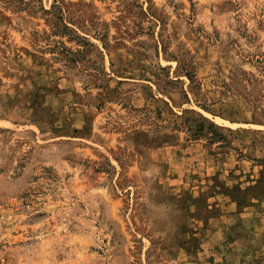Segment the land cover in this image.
Returning <instances> with one entry per match:
<instances>
[{"label": "rangeland", "instance_id": "1", "mask_svg": "<svg viewBox=\"0 0 264 264\" xmlns=\"http://www.w3.org/2000/svg\"><path fill=\"white\" fill-rule=\"evenodd\" d=\"M0 264H264V0H0Z\"/></svg>", "mask_w": 264, "mask_h": 264}, {"label": "trees", "instance_id": "2", "mask_svg": "<svg viewBox=\"0 0 264 264\" xmlns=\"http://www.w3.org/2000/svg\"><path fill=\"white\" fill-rule=\"evenodd\" d=\"M44 11L49 12L47 10H44ZM203 126H204L203 122L199 121V124H198L197 128H191L190 129L191 130V135L194 136V137H198L200 135V133L203 131ZM216 135H218V134H216Z\"/></svg>", "mask_w": 264, "mask_h": 264}]
</instances>
